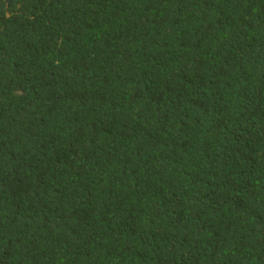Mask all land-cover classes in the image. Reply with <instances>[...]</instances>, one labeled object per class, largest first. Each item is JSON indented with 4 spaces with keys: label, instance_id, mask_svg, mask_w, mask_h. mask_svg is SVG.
<instances>
[{
    "label": "trees",
    "instance_id": "1",
    "mask_svg": "<svg viewBox=\"0 0 264 264\" xmlns=\"http://www.w3.org/2000/svg\"><path fill=\"white\" fill-rule=\"evenodd\" d=\"M0 264H264V0H0Z\"/></svg>",
    "mask_w": 264,
    "mask_h": 264
}]
</instances>
